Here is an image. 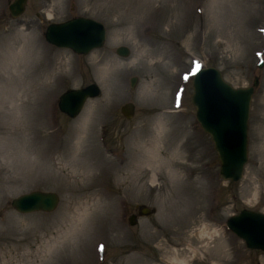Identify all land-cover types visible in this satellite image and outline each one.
<instances>
[{"label": "rangeland", "instance_id": "374dc122", "mask_svg": "<svg viewBox=\"0 0 264 264\" xmlns=\"http://www.w3.org/2000/svg\"><path fill=\"white\" fill-rule=\"evenodd\" d=\"M12 1L0 0V264H264L226 226L244 208L264 213V0H28L16 18ZM77 16L105 24L101 48L46 41L49 23ZM8 46L23 56L8 59ZM200 67L235 88L259 76L239 181L221 177L197 121ZM91 83L100 94L79 115L59 110L62 92ZM18 108L28 125L17 139ZM35 190L56 192L57 208L17 211L12 200Z\"/></svg>", "mask_w": 264, "mask_h": 264}, {"label": "water", "instance_id": "95a60500", "mask_svg": "<svg viewBox=\"0 0 264 264\" xmlns=\"http://www.w3.org/2000/svg\"><path fill=\"white\" fill-rule=\"evenodd\" d=\"M28 0H14L10 5L13 18L21 16ZM107 36L105 25L93 18L74 17L61 23H50L45 32L46 40L60 48H70L79 54H88L94 48L102 47ZM130 49L120 46L117 53L128 56ZM261 63L260 66H263ZM138 79L131 78L135 88ZM259 76L252 86L235 88L224 80L221 71L215 67L199 69L193 79L192 103L196 117L203 130L210 135L221 162L220 175L225 180L239 181L248 160V129L251 102ZM100 88L91 83L82 88H74L60 96L59 107L69 117H76L89 98L97 97ZM127 119L133 118L135 105L127 102L121 107ZM60 202L56 192L35 190L12 200V205L20 213L37 211L52 212ZM152 212L143 208V214ZM136 223L135 215L129 218ZM227 226L246 243V248L264 251V213L244 208L227 220Z\"/></svg>", "mask_w": 264, "mask_h": 264}, {"label": "bare ground", "instance_id": "6f19581e", "mask_svg": "<svg viewBox=\"0 0 264 264\" xmlns=\"http://www.w3.org/2000/svg\"><path fill=\"white\" fill-rule=\"evenodd\" d=\"M8 48H11L10 51H9L10 53L8 52V54L6 55L8 59L13 61L14 59L17 60L18 57L23 56V48H15L14 49L12 46H8ZM95 49H97V48H94L92 51H94ZM14 62H16V61H14ZM14 64H15L16 68L20 67V62L19 61H18L17 64L16 63H14ZM5 90H7V88L6 87H2V85H1L0 86V97L3 98V91H5ZM1 101L2 100L0 99V102ZM11 116H12V122H11V125H10V128H9L10 132H11L10 134L15 135L17 137V139H18V138H20V136H24L25 135L24 134L25 128H24L23 124L24 123L26 125H28V124L26 123L25 118L23 117V115L19 111V108L16 109V111L13 110L12 113H11ZM42 120H43V118H42ZM32 124H33V122H32ZM42 156L45 157V159H46V161L48 163H50V162L52 163L53 159L50 158L48 155H45L44 147L41 148L40 151L38 152V157H40V159H42ZM48 247H47V249H48Z\"/></svg>", "mask_w": 264, "mask_h": 264}]
</instances>
